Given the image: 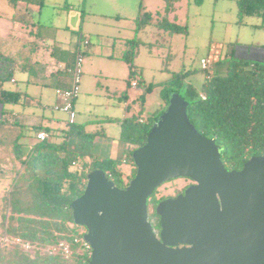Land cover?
<instances>
[{
	"label": "water",
	"instance_id": "1",
	"mask_svg": "<svg viewBox=\"0 0 264 264\" xmlns=\"http://www.w3.org/2000/svg\"><path fill=\"white\" fill-rule=\"evenodd\" d=\"M188 105L169 90L146 144L132 154L137 171L125 188L104 170L88 173L71 203L92 247L87 264H264V156L228 170L216 138L199 133ZM181 177L194 183L158 203L157 233L148 200Z\"/></svg>",
	"mask_w": 264,
	"mask_h": 264
},
{
	"label": "trees",
	"instance_id": "2",
	"mask_svg": "<svg viewBox=\"0 0 264 264\" xmlns=\"http://www.w3.org/2000/svg\"><path fill=\"white\" fill-rule=\"evenodd\" d=\"M181 1L164 0L162 18L155 22L159 29L172 34L187 32L186 26L171 22L166 16ZM202 1L189 0V3L201 4ZM236 2L239 24L244 23L245 17L257 16L262 19V23L252 26L264 29V0ZM144 19L150 21V16L139 18V27L149 23L143 22ZM126 59L129 60L131 79L137 73L133 60L129 57ZM8 61L6 59V67L3 69L0 45V104L17 105L23 102L24 94L19 90L3 88L13 70ZM218 63L226 65V72L215 73L211 80L205 79L200 89L193 83L185 84L184 73L174 74L164 90V98L166 101L169 90H178L189 102L187 113L199 133L208 138H216L226 168L239 170L250 158L264 156V61L237 56L235 48L230 45L229 49L223 50ZM201 94L206 98H202ZM143 104L144 101L137 115L121 122L124 152L120 160L99 157L87 159L84 154L70 149L69 139L77 137L93 141L95 136L94 133H85L82 126L70 124L68 120L59 141L52 138L39 140L36 135V142L30 145L24 142L27 137L25 126L1 118L0 172H5L3 167H7L14 175L11 187L4 196L2 218L5 232L12 238L19 237L43 246L68 241L77 249L80 245L74 239L84 235L86 229L75 223L71 203L83 194L87 175L93 170H104L108 178L120 188H125L135 176L137 168L132 154L146 144L148 133L156 120L155 116L150 120L143 117ZM34 130L37 134L43 128L36 127ZM126 161L130 164L128 172L123 170ZM189 185L177 194L183 193ZM160 187L148 200L149 221L157 233L160 231V218L156 208L166 198L156 197ZM90 258L87 253H76L71 260L47 255L32 258L18 248L0 249V264H87Z\"/></svg>",
	"mask_w": 264,
	"mask_h": 264
},
{
	"label": "rangeland",
	"instance_id": "3",
	"mask_svg": "<svg viewBox=\"0 0 264 264\" xmlns=\"http://www.w3.org/2000/svg\"><path fill=\"white\" fill-rule=\"evenodd\" d=\"M146 2L151 5V9L158 7L157 4L161 9L165 6L163 0ZM12 4V0H0V13H4L6 18L12 14ZM177 7L175 14L177 22L186 26V33L172 34L159 29L155 24L157 17L155 15L149 24H142L143 27L138 34L132 30L134 27L137 28L132 21H120L116 17L100 22L87 21V26H91L94 31L116 40L113 50L115 58H102L94 53L84 52L79 101L87 107L79 110L86 117L81 118L80 114H77L76 121L82 122L83 119L91 121L89 128L105 131V137L108 138L106 141L110 144L117 146L120 142L121 126L114 119L122 116L123 106L119 96L127 86L130 67L127 57L133 60L137 73L130 81L137 82L139 86L136 94L129 95L132 104L134 103L132 114H138L144 101L143 117L150 120L154 116L156 118L165 106L164 90L174 74L184 73V83H193L200 89L204 80L201 59L207 56L210 47L222 44L223 50L226 51L232 45L236 53H240L243 47L255 48L264 45V29L252 26L261 24L262 19L249 16L243 19V24H239L236 0H203L201 4L193 2L190 4L189 0H182ZM171 17L172 15L170 20H174ZM145 21L149 19H144L143 22ZM252 60L261 61L256 58ZM113 62L118 64L120 71L117 70L111 77L106 71L105 64ZM97 65L99 71L86 75L87 67L96 69ZM15 74L19 79L16 86L23 89L25 78L23 72L16 71ZM3 168L6 171L0 172V249L18 248L32 258L41 255L27 253L20 246L5 241V237L9 235L5 232L2 218L5 208L4 196L11 187L14 175L9 168ZM190 183L192 180L184 178L170 180L159 188L156 197L168 198Z\"/></svg>",
	"mask_w": 264,
	"mask_h": 264
},
{
	"label": "crops",
	"instance_id": "4",
	"mask_svg": "<svg viewBox=\"0 0 264 264\" xmlns=\"http://www.w3.org/2000/svg\"><path fill=\"white\" fill-rule=\"evenodd\" d=\"M12 3L13 11L9 18H6L4 13H0L2 66L3 69L6 67L5 61L8 59V65L13 68L11 78L3 84V88L19 90L24 94V98L23 102L17 105L0 104V119L17 121L25 126L27 137L24 138V142L30 145L36 142L37 134L34 130L36 127L43 128L50 135L49 138L56 141L62 138L63 131L67 128L66 114L53 108L59 103L56 89L67 87L70 81L69 74L58 69V65H72L80 39H89V44L85 48L87 54L94 53L102 58H115L113 50L116 40L94 31L91 26H87V21L100 22L112 17L120 21H132L137 26L132 30L138 34L143 27L138 26L139 18L149 15L151 20L155 15L157 22L162 18L161 15L165 9V6L161 9L158 4V7L151 9V5L146 0H12ZM178 3L175 9L167 15L171 22L178 21L175 15ZM171 15L174 20H170ZM219 45L222 46V44ZM241 49L240 53H236L237 56L264 61V45ZM105 65L111 77L114 72L120 71L116 62ZM96 69L87 67L86 75L99 71V65ZM16 71L23 72L25 76L23 89L16 86L19 82ZM225 72L224 63L216 64V74ZM202 73L205 80V73L203 71ZM128 75L127 86L119 96V101L123 106L122 116L114 119L120 124L121 130H123L122 121L137 115L132 114L134 103L132 104L133 101L129 95L136 94L139 86L133 87L131 84L130 67ZM75 107L81 118L86 117L79 110V108L87 107L79 101V96L75 101ZM143 107L145 110V102ZM83 120L82 122L76 121V124L82 126L85 133H94L95 138L93 141H86L73 137L68 140L70 149L84 154L87 159L99 157L120 160L123 158L122 131L120 142L115 146L106 141L108 138L105 137V131L91 129L89 126L92 122ZM123 170L126 172L130 170L129 161L123 163Z\"/></svg>",
	"mask_w": 264,
	"mask_h": 264
},
{
	"label": "built area",
	"instance_id": "5",
	"mask_svg": "<svg viewBox=\"0 0 264 264\" xmlns=\"http://www.w3.org/2000/svg\"><path fill=\"white\" fill-rule=\"evenodd\" d=\"M88 44L89 39L87 38L79 41L75 59L71 66L58 65V69L66 71L69 74L70 81L67 87H60L56 89V95L59 103L55 104L53 108L55 110L64 112L70 124H75L77 120L78 113L75 107V101L80 93L84 52ZM221 56L222 46L217 44L212 46L208 55L201 59V69L205 73L206 80H211L215 76V67ZM12 81H14V79H12ZM137 85V82L132 83L133 87H136ZM201 96L202 98H206L204 94H201ZM37 138L39 140H45L49 138V134L45 130H41L37 133ZM83 233L85 234V231ZM5 241L20 246V248L27 253H36L47 256H60L65 260H71L76 253H87L90 257L92 255V247L85 239L84 235L75 237L74 242L80 245L77 249H74L72 243L68 241H60L55 244L44 246L40 244H32L22 240L19 237L10 238L9 236H6Z\"/></svg>",
	"mask_w": 264,
	"mask_h": 264
},
{
	"label": "flooded vegetation",
	"instance_id": "6",
	"mask_svg": "<svg viewBox=\"0 0 264 264\" xmlns=\"http://www.w3.org/2000/svg\"><path fill=\"white\" fill-rule=\"evenodd\" d=\"M193 183H194V182L192 181V183H190V185L193 184ZM185 189H186V188H185ZM185 189H184V191H185ZM183 193H184V192H183ZM180 194H181V193H180ZM177 195H179V194H177ZM177 195H176V196H177ZM176 196H174V197H176Z\"/></svg>",
	"mask_w": 264,
	"mask_h": 264
}]
</instances>
